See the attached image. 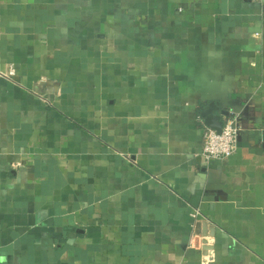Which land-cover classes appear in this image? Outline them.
<instances>
[{
    "label": "crops",
    "instance_id": "crops-1",
    "mask_svg": "<svg viewBox=\"0 0 264 264\" xmlns=\"http://www.w3.org/2000/svg\"><path fill=\"white\" fill-rule=\"evenodd\" d=\"M0 264H264V0H0Z\"/></svg>",
    "mask_w": 264,
    "mask_h": 264
},
{
    "label": "built area",
    "instance_id": "built-area-1",
    "mask_svg": "<svg viewBox=\"0 0 264 264\" xmlns=\"http://www.w3.org/2000/svg\"><path fill=\"white\" fill-rule=\"evenodd\" d=\"M239 125L234 117H228L221 131L205 127L202 149L207 159H224L232 155L238 147Z\"/></svg>",
    "mask_w": 264,
    "mask_h": 264
},
{
    "label": "water",
    "instance_id": "water-1",
    "mask_svg": "<svg viewBox=\"0 0 264 264\" xmlns=\"http://www.w3.org/2000/svg\"><path fill=\"white\" fill-rule=\"evenodd\" d=\"M227 114V113H225ZM210 119H207V123L209 125H211L213 128L217 129L218 131H221V128L223 126V121L221 120V117H219L217 123H211V121H209Z\"/></svg>",
    "mask_w": 264,
    "mask_h": 264
}]
</instances>
